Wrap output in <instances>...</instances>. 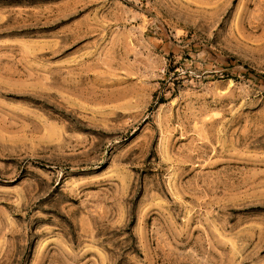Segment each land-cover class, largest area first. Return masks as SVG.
Listing matches in <instances>:
<instances>
[{"label": "rangeland", "instance_id": "374dc122", "mask_svg": "<svg viewBox=\"0 0 264 264\" xmlns=\"http://www.w3.org/2000/svg\"><path fill=\"white\" fill-rule=\"evenodd\" d=\"M0 264H264V0H0Z\"/></svg>", "mask_w": 264, "mask_h": 264}, {"label": "trees", "instance_id": "16d2710c", "mask_svg": "<svg viewBox=\"0 0 264 264\" xmlns=\"http://www.w3.org/2000/svg\"><path fill=\"white\" fill-rule=\"evenodd\" d=\"M230 59H233V58H230Z\"/></svg>", "mask_w": 264, "mask_h": 264}]
</instances>
